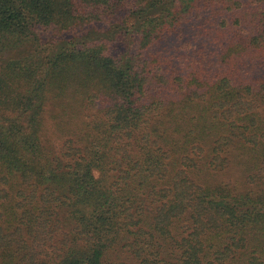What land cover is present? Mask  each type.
<instances>
[{
    "label": "trees",
    "instance_id": "1",
    "mask_svg": "<svg viewBox=\"0 0 264 264\" xmlns=\"http://www.w3.org/2000/svg\"><path fill=\"white\" fill-rule=\"evenodd\" d=\"M261 108L264 0H0V264H264Z\"/></svg>",
    "mask_w": 264,
    "mask_h": 264
},
{
    "label": "rangeland",
    "instance_id": "2",
    "mask_svg": "<svg viewBox=\"0 0 264 264\" xmlns=\"http://www.w3.org/2000/svg\"><path fill=\"white\" fill-rule=\"evenodd\" d=\"M87 23V22H86ZM84 22V24L81 25H77L76 28H73L72 30H59L56 34L54 35H58V38L56 39H66V38H70V36L73 35L74 31L76 33H80L82 35H84L85 33V37H89V38H94L96 39L97 37H99L100 35H97L98 33H100L101 29L108 31L112 28L109 24L111 23H102V24H96L94 23L93 25L91 24H86ZM75 29V30H74ZM110 33V32H109ZM115 33V32H114ZM129 34H122L119 35V37H117V43L114 44V46L118 47H125V45H127V41L128 38L123 36H128ZM73 37V36H72ZM110 49H112V47H110ZM264 108H261L262 111ZM49 126L46 129V134L48 135V137L53 141L54 145L56 147H59L61 144V139H58V136L55 132V128L54 125L52 124L51 120L49 119ZM61 136V135H60ZM227 176H230L231 178L235 179V178H240V171L238 169V167H234L233 169L229 170V174L226 173Z\"/></svg>",
    "mask_w": 264,
    "mask_h": 264
}]
</instances>
